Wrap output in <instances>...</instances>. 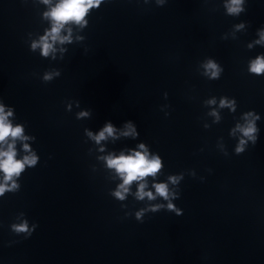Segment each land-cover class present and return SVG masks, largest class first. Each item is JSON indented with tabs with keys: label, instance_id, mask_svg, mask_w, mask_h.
<instances>
[{
	"label": "clouds",
	"instance_id": "1",
	"mask_svg": "<svg viewBox=\"0 0 264 264\" xmlns=\"http://www.w3.org/2000/svg\"><path fill=\"white\" fill-rule=\"evenodd\" d=\"M43 3L49 4L50 0H42ZM101 0H59V2L52 7L44 15L46 18H50L52 22L51 29L46 33L45 36L40 38L39 42H33L32 49L35 50L37 47H41V54L45 57L49 55L50 52H54V44L59 42L61 44L65 42H70L69 36H61V29L69 23H75L78 25H84L87 23L85 16L88 14L90 8L99 7ZM158 3H163V0H158ZM243 0H230V6H228V13L239 15L241 12L245 11L241 5ZM242 27V25H241ZM70 31V30H69ZM261 40H264V31L261 32ZM261 41H257L260 43ZM206 70L211 73V78H218L221 69L213 61L209 60L205 65ZM249 71L260 75L264 73V56H258L255 60L250 63ZM59 75V73H56ZM53 78L52 73H46L44 76L45 81H50ZM209 103H215V100L209 101ZM235 100L228 101L227 99H221V107H232L234 110ZM12 109L5 110L3 103H0V144L6 143L11 139V143L7 144L6 150H0V172L3 173V182H0V196H3L6 192L18 191L20 185L16 183L14 178H18L20 174L25 170V166L34 167L39 157L30 152L29 145L24 144L23 148L25 152H29L22 159H16L17 151L15 148V141L17 139L27 140L28 137L23 135V127L21 125L13 126V124L8 120V117L12 116ZM80 116H86L88 113L82 112ZM215 115V113H213ZM252 115V113H247L246 116ZM258 119V117H256ZM242 132L243 136L248 137L255 143L254 133L257 132L254 120L248 121L246 127L237 126ZM127 129L122 133L124 136H136L138 135L134 125L128 122L125 125ZM116 129L111 123L105 125V127L96 135L92 132H87V135L94 139L96 143H100L107 139V137L115 136ZM246 143L245 140H241L240 144L236 148L237 154L244 151L243 145ZM139 151L132 150L130 154L125 155L123 152L119 156L109 155L105 157L107 167L114 169L118 174L122 183L117 186V189L112 193V195L119 199L124 200L126 194L130 191V185L135 181L138 183L136 198L138 200H144L145 197L148 200H155L157 196L162 197L164 200L169 201L167 204V209L169 211L175 212L180 215V210L176 209L175 206L170 202V192L167 183H155L153 188L155 193L152 191H145L147 183L145 178L152 176L155 177L162 168L161 158L159 156L149 155L146 146L141 143L139 146ZM103 151V149H101ZM182 177L169 176V182L172 184H177L179 179ZM177 193H172L171 198H177ZM164 205H153L150 210L152 212L159 211ZM144 215V210H140L136 213V219L142 220ZM38 225L33 224L31 228L27 221L20 224H13L11 226L12 231L19 235L24 234V237H30L33 231Z\"/></svg>",
	"mask_w": 264,
	"mask_h": 264
}]
</instances>
